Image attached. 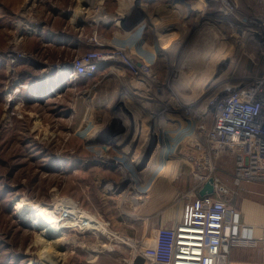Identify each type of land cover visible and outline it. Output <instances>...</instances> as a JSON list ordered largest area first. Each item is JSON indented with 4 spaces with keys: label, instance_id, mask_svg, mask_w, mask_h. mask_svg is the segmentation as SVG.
<instances>
[{
    "label": "rangeland",
    "instance_id": "obj_1",
    "mask_svg": "<svg viewBox=\"0 0 264 264\" xmlns=\"http://www.w3.org/2000/svg\"><path fill=\"white\" fill-rule=\"evenodd\" d=\"M119 2L81 20L78 0H0V264H48L50 249L57 264H144L157 222L200 187L209 98L264 79V0H140L139 39L89 26ZM95 52L109 60L70 78ZM212 163L231 186L232 155ZM243 187L236 197L264 202V183ZM24 200L59 218L69 201L104 232L63 229L53 249Z\"/></svg>",
    "mask_w": 264,
    "mask_h": 264
},
{
    "label": "built area",
    "instance_id": "obj_2",
    "mask_svg": "<svg viewBox=\"0 0 264 264\" xmlns=\"http://www.w3.org/2000/svg\"><path fill=\"white\" fill-rule=\"evenodd\" d=\"M108 60L88 53L70 64V78H91ZM209 105L212 123L198 124L194 136L202 156L195 177L200 182L197 192L210 179L213 191L190 197L180 221L156 231L154 244L142 251L144 264H228L233 248H264V237H253L251 227L239 222L233 203L244 185L264 183V79L248 87L224 88L209 98ZM220 153L233 157L231 186L212 174V161Z\"/></svg>",
    "mask_w": 264,
    "mask_h": 264
},
{
    "label": "crops",
    "instance_id": "obj_3",
    "mask_svg": "<svg viewBox=\"0 0 264 264\" xmlns=\"http://www.w3.org/2000/svg\"><path fill=\"white\" fill-rule=\"evenodd\" d=\"M140 0H122L119 5H124L125 7L120 10L115 9L113 13L105 15L97 23L89 22L95 25L97 24L100 28H116L122 31L126 35H129L131 29L138 34L139 37H143L144 32L147 30L146 24L142 30L138 29V24H134L139 21V17L144 20L145 12L141 11V6L139 5ZM117 17V18H116ZM106 18V19H105ZM114 19V20H113ZM102 21V22H101ZM112 21V23H111ZM144 22V21H142ZM138 31V32H137ZM57 40V39H56ZM102 42L109 43V40L105 37L102 38ZM111 42V41H110ZM111 45V43H110ZM199 192L196 193L198 195ZM243 196V195H242ZM242 196L234 198L233 203L239 213V222L252 229V235L255 238L264 237V202H255L244 199ZM168 200L165 199L163 204L167 205ZM185 202L176 203L168 216H162L157 222L161 227H170L180 221L182 216V210ZM154 238L151 244L145 246H152L154 244ZM228 264H264V249L259 248H233L228 256Z\"/></svg>",
    "mask_w": 264,
    "mask_h": 264
},
{
    "label": "bare ground",
    "instance_id": "obj_4",
    "mask_svg": "<svg viewBox=\"0 0 264 264\" xmlns=\"http://www.w3.org/2000/svg\"><path fill=\"white\" fill-rule=\"evenodd\" d=\"M95 1L96 0H78V2H80L79 8H81V9H78L75 11V13H74L75 19L83 20V17L85 16V14H87L89 9L91 10L93 7H95V5H96V4H94ZM97 5L99 6V4H97ZM101 15H102V13L99 10V12H96V15L94 16L96 19L93 21H88V22L97 23L100 19H102ZM84 21L87 22V19H85ZM111 23H112V21H111ZM123 95L126 96L127 95L126 92H124ZM61 203H63V205L67 204L66 206L63 207L64 212H63L62 216L64 218H59L54 212H50L47 209H45L39 205L32 204V203L27 202L25 200L22 201V203L18 206L17 210L31 212L33 220L35 222L34 224H38V225H44L45 224L42 234L46 238L49 239L50 245L52 246L53 249L58 248L63 243L64 237H62L63 239L60 237L63 229H72L75 227H83L84 229L89 230V231L92 230V231H96V232H98V231L104 232V229H103L101 223H99L96 219H94V217H92L88 214H84L83 211L78 212V210H76L69 201H66V202L62 201ZM77 214H79V215H77ZM66 218H69V219H66ZM64 243H66V242H64ZM55 255L52 253V250L50 249V251H48L42 257V260L48 264H57L58 260L55 257Z\"/></svg>",
    "mask_w": 264,
    "mask_h": 264
},
{
    "label": "water",
    "instance_id": "obj_5",
    "mask_svg": "<svg viewBox=\"0 0 264 264\" xmlns=\"http://www.w3.org/2000/svg\"><path fill=\"white\" fill-rule=\"evenodd\" d=\"M213 191L212 189V180L210 179L204 186L203 188L199 191V196H204L206 194H211Z\"/></svg>",
    "mask_w": 264,
    "mask_h": 264
}]
</instances>
